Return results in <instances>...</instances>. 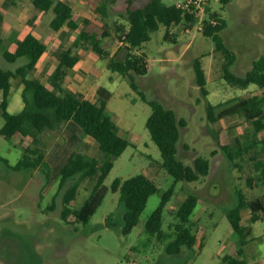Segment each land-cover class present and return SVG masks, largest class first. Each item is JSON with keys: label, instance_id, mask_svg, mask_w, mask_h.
<instances>
[{"label": "rangeland", "instance_id": "obj_1", "mask_svg": "<svg viewBox=\"0 0 264 264\" xmlns=\"http://www.w3.org/2000/svg\"><path fill=\"white\" fill-rule=\"evenodd\" d=\"M64 1L71 4L72 17L57 30L52 26L55 16L52 9H36L37 19L31 25L28 20L34 0H0V34L4 38L0 66L15 69L27 62L26 57L10 62L3 52L15 50L17 39L32 31L48 48L29 73L51 86L52 71L70 48L79 61L73 67H65V90L81 93L75 87L87 84V95L93 100L98 99L99 86L111 90L107 111L117 131L131 144L115 159L104 180L108 192L84 223L74 222L73 215L62 216L64 193L77 178L59 188L60 171L75 151L100 156L97 140L70 120L58 130L48 128L42 132L41 145L46 150L43 167L16 169L12 166L22 157L31 139L0 135V156L9 161V165L0 161V264H222L225 254L237 255L241 246L244 252L240 257L247 264H264V216L250 222V208L242 210L243 222L251 231L242 245L241 236L233 230L226 215L238 201V190L250 200L264 198V181L257 167L259 160L264 161V129L256 130L236 104L239 98L263 95L264 89L257 84L247 88L229 84L223 77L224 53L217 50L212 36L198 29V23L191 27L161 25L151 39L132 51L145 53L147 58V72L144 75L133 72L139 90L146 99L173 108L185 121L177 145L178 158L189 164H194L197 156L210 159L206 176L175 182V192L164 210L162 231L160 235L152 234L146 230V222L175 178L163 167L161 150L147 127L152 107L133 88L127 75L108 68V59H124L128 54L119 40L116 23L126 21L128 7L141 6L147 0ZM210 7L227 21L220 34L235 54L232 71L243 76L255 60L264 56V0H212ZM167 32L175 38L166 37ZM97 41L102 51L108 53L107 58H102L94 48ZM197 57L206 70L208 95L197 81L194 65ZM22 90L21 78H13L11 112L23 108ZM84 93L81 94L85 96ZM208 100L214 104L227 102L218 111L225 107L229 110L219 120L210 122ZM4 121L0 115V126ZM213 129L225 130L223 141L234 148L237 164L220 147ZM140 173L154 179L159 189L149 197L138 224L124 233L125 205L121 192L112 190V183L118 177L126 179ZM250 175L255 176L253 185L248 181ZM93 184L94 180L89 178L80 181L71 203L73 208L83 205ZM191 193L199 197L190 217L197 242L180 253L169 254L166 244L178 222L175 211Z\"/></svg>", "mask_w": 264, "mask_h": 264}, {"label": "trees", "instance_id": "obj_2", "mask_svg": "<svg viewBox=\"0 0 264 264\" xmlns=\"http://www.w3.org/2000/svg\"><path fill=\"white\" fill-rule=\"evenodd\" d=\"M11 1L16 2V0ZM222 1L228 2L229 0ZM36 9L40 11L52 9L55 13L52 26L57 30L71 20L73 12L71 4L64 0H34L31 18L28 20L31 25H35L37 19ZM208 9L202 31L205 35L213 37L217 50H221L225 55V61L222 64L223 77L233 86L247 88L251 84H257L264 89V56L255 60L253 67L245 75L235 74L231 69L235 54L227 47L220 34L227 26V21L220 13L212 11L211 7ZM211 19H215L216 23H213ZM125 20V22H117L116 28L119 40L128 49V54L124 59H108V68L127 75L133 88L138 90L142 98L152 107V112L147 119V127L151 137L161 150L163 167L175 178L174 183L163 193L160 204L146 222L148 232L160 235L164 223V210L175 192V182L179 180L194 181L201 176H206L210 171V159L197 156L194 164H189L178 158L177 145L181 137V127L185 125V121L178 117L173 108L165 106L158 100L146 99L145 94L139 90L133 72L144 75L147 72V58L145 53L132 51L151 39V34L161 25L169 27L174 24H182L191 27L198 22L199 18L196 14L175 3L169 4L164 0H147L141 6L128 7ZM92 37L96 39L95 36ZM166 37L175 38L170 32L166 33ZM3 43L4 38L0 34V49H2ZM47 48L44 40L29 31L24 37L17 39L15 50H4V57L10 62H15L20 57H26L28 60L15 69H5L0 66V115L5 120L4 124L0 126V135L8 139H13L16 136L31 139L30 144L24 148L22 157L12 166L16 169L43 167L46 164V150L41 145L42 132L48 128L58 130L68 120L78 123L86 135L97 140L101 151L100 156H91L75 151L60 171L59 188H62L68 180L77 178L64 193L62 216L69 218L73 215L74 222L86 223L101 205L108 192L109 188L104 184V180L113 168L115 159L131 142L117 131L116 123L107 111V103L112 96L111 90L105 86H99L97 100L85 97L79 92L65 90L63 86L65 67H73L79 61V56L72 54L70 48L61 56L59 63L52 71L51 86L40 78L30 75L29 71L36 67ZM94 48L102 58H107L108 53L102 51L98 41L94 43ZM194 65L197 81L203 93L208 95L207 75L201 58L197 57ZM16 77H20L23 84L24 105L21 110L11 112L9 110L10 93L12 80ZM225 103L227 102L214 104L207 101V115L210 122L219 120L229 110L228 107H225L218 111ZM236 104L238 109L252 120L256 130L264 129V94L239 98ZM213 132L220 147L237 164L234 148L228 141H223L225 130L213 129ZM186 145L188 146V144ZM0 161L9 165L7 158L0 156ZM259 163L260 165L258 164L257 167L260 177L264 181V161L259 160ZM86 178L94 180L92 191L81 207L73 208L71 203L78 193L79 183ZM248 181L253 185L255 176L250 175ZM158 189L156 181L142 173L126 179L118 177L113 181L112 190L121 192V201L125 205L124 233L131 232L132 228L138 224L149 197ZM198 202L199 197L191 193L175 211L178 222L175 224L172 238L166 244L167 253H180L184 247H193L196 244L197 236L190 225V217ZM244 208H250V222H254L264 216V198L259 196L250 200L242 190H238L237 203L226 211L233 230L241 236L242 245L246 243L251 232L243 222L242 210ZM243 252L244 249L241 246L237 255L225 254L222 264H247L240 257Z\"/></svg>", "mask_w": 264, "mask_h": 264}, {"label": "built area", "instance_id": "obj_3", "mask_svg": "<svg viewBox=\"0 0 264 264\" xmlns=\"http://www.w3.org/2000/svg\"><path fill=\"white\" fill-rule=\"evenodd\" d=\"M212 0H175V4L180 6L191 13H194L198 16V29H204V20L208 15L209 7ZM213 23H216L215 19H211Z\"/></svg>", "mask_w": 264, "mask_h": 264}, {"label": "crops", "instance_id": "obj_4", "mask_svg": "<svg viewBox=\"0 0 264 264\" xmlns=\"http://www.w3.org/2000/svg\"><path fill=\"white\" fill-rule=\"evenodd\" d=\"M65 83H66V82H65ZM65 83H64V84H65ZM64 84H63V86H64ZM75 89H76V90H81V91H80L81 93L86 92V94L84 93V94H85V97H88L87 94H88L89 88L87 87V84H84V85H82V87H79V88L75 87ZM87 89H88V90H87ZM97 89H98V88H97ZM88 98H89V97H88ZM90 99H91V98H90ZM92 100H93V99H92ZM68 121H70V120H68ZM68 121H67V122H68ZM89 143H91V142H88L87 144H89Z\"/></svg>", "mask_w": 264, "mask_h": 264}]
</instances>
